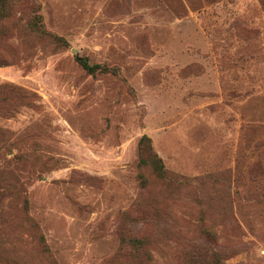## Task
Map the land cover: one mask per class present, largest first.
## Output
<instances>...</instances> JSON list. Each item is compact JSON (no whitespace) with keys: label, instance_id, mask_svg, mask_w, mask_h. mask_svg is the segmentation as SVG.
<instances>
[{"label":"rangeland","instance_id":"obj_1","mask_svg":"<svg viewBox=\"0 0 264 264\" xmlns=\"http://www.w3.org/2000/svg\"><path fill=\"white\" fill-rule=\"evenodd\" d=\"M5 15L0 264H264V0Z\"/></svg>","mask_w":264,"mask_h":264},{"label":"trees","instance_id":"obj_2","mask_svg":"<svg viewBox=\"0 0 264 264\" xmlns=\"http://www.w3.org/2000/svg\"><path fill=\"white\" fill-rule=\"evenodd\" d=\"M6 4L7 0H0V21L6 17ZM59 40V39H58ZM61 40V39H60ZM80 65L90 74H94L96 72H105L106 69L101 67L100 65H91L87 58H79L78 59ZM151 139L144 135L140 141V149H141V166H150L154 172L159 175L161 178H167L168 173L164 167L162 159L153 151ZM146 155L143 157V155ZM141 183L144 185V180L141 178ZM136 241V240H135ZM134 241V243H135ZM139 245L142 244L141 241L138 242Z\"/></svg>","mask_w":264,"mask_h":264}]
</instances>
